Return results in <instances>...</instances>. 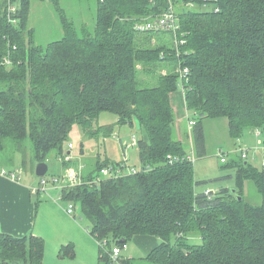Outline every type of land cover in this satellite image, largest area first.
<instances>
[{
  "label": "trees",
  "instance_id": "16d2710c",
  "mask_svg": "<svg viewBox=\"0 0 264 264\" xmlns=\"http://www.w3.org/2000/svg\"><path fill=\"white\" fill-rule=\"evenodd\" d=\"M13 1L19 8L8 15L0 0V150L7 139L29 140L38 163L47 162L69 148L73 126L93 136L104 111L121 123L137 121L145 134L135 139L141 168L150 171L89 183L123 161L99 160L83 171L88 183L61 191L81 205L97 241L106 240L101 258L111 261L114 247L150 234L160 239L146 257L153 264H264V165L239 155L229 164L234 187L197 191L189 151L174 137L173 105L181 89L199 157L206 154L207 118L227 119L233 138L249 129L264 133V0H172L186 32L178 48L172 38L171 45L157 43L155 32L136 29L169 0H96L95 27L82 32L58 8L61 0H50L61 9L64 36L47 45L24 34L31 0ZM180 64L189 68L187 82ZM248 180L262 196L259 205L245 199ZM193 235L201 243L191 242ZM59 254L75 257L74 243ZM44 256L43 237L0 234V263L43 264Z\"/></svg>",
  "mask_w": 264,
  "mask_h": 264
},
{
  "label": "rangeland",
  "instance_id": "374dc122",
  "mask_svg": "<svg viewBox=\"0 0 264 264\" xmlns=\"http://www.w3.org/2000/svg\"><path fill=\"white\" fill-rule=\"evenodd\" d=\"M19 8V4H17ZM70 22L75 24L79 32L84 28L93 30L96 24L97 1L96 0H61L60 6ZM198 8V7H195ZM50 0H31L29 17L24 27L25 36L32 37L37 44L47 45L52 41L61 39L64 36V27L60 16V10ZM178 7L176 10L178 11ZM166 37V38H165ZM165 39V40H164ZM171 37L163 33H155L153 41L171 45ZM148 83V81H146ZM149 84V83H148ZM142 85H145L143 82ZM179 89L175 98L182 95ZM180 98V97H179ZM174 137L183 142L187 150L196 158L194 161V174L198 182L197 189L218 190L222 187H234L236 169L229 166L233 159L241 155V148L248 150L249 162L254 165L262 166L264 162V153L260 148L259 139L264 137L246 130L240 137L233 138L230 135L227 119L207 118L204 120L206 134V154L199 157L196 153L193 140L194 125H189L190 119H195L192 111L184 109L183 114L175 113ZM96 133L92 136L89 131L75 125L70 132L69 140L74 144V148H66V153L71 151L72 159L63 160L62 156L57 157L51 154L47 159L49 170L46 175L38 176L36 167L38 161L34 155V149L31 141H15L7 139L4 141V147L0 150V160L9 168H17V165H24L25 174L30 175L35 181L36 186L40 185L42 179L47 181V189H51V195L40 197L44 200H51L57 204H64L66 209L71 203L61 198V186L54 185L53 177L62 179L66 174V169L71 166L86 164L88 169L95 167L97 161L114 162L127 159L131 166L141 168L139 159V149L134 142V137L140 139L144 137V132L137 121L133 124L121 123L118 116L112 112H101L99 117L93 122L91 129ZM83 149V153H82ZM220 152H225L226 161L222 162ZM197 155V156H196ZM228 188V189H229ZM245 199L250 203L259 205L262 196L259 193L256 184L248 180L244 190ZM38 196V195H36ZM75 220L80 224L83 230L75 232V241H71L75 246V257H64L60 255L57 244L49 239L46 243L45 260L43 264H126L125 261L131 260L132 264H153L146 259V244L141 246L135 236L127 241V247H121V252L117 259L107 261V258H101V249H107L108 244H100L92 235L93 223L81 211V205L76 204ZM72 227V226H71ZM73 228V227H72ZM72 231V230H70ZM191 242L201 243V238L197 235L190 237ZM55 246H54V245ZM114 247L115 243L110 242Z\"/></svg>",
  "mask_w": 264,
  "mask_h": 264
},
{
  "label": "crops",
  "instance_id": "0c3cea01",
  "mask_svg": "<svg viewBox=\"0 0 264 264\" xmlns=\"http://www.w3.org/2000/svg\"><path fill=\"white\" fill-rule=\"evenodd\" d=\"M173 105L179 114H183L184 109L188 110L184 93L177 98L173 96ZM251 132L257 133L256 130H251ZM3 162L0 160V234L23 237L34 233L45 239V253H47L48 238L52 239V242L57 244L56 247L60 249L63 244L76 240L74 232L76 229L85 231L74 216L67 213L64 204H57L54 202L56 200L40 198H50L48 196L51 195V189H47V192L42 194L32 192V188L36 186V181L30 175L25 174L24 165L18 164L17 168L14 169L15 167H6ZM5 171L17 172L21 176L20 178H13L4 173ZM197 191L199 190L197 189ZM135 239L141 243V246L146 244V257L160 243L157 236L150 234H138L135 235Z\"/></svg>",
  "mask_w": 264,
  "mask_h": 264
},
{
  "label": "built area",
  "instance_id": "2783aa9c",
  "mask_svg": "<svg viewBox=\"0 0 264 264\" xmlns=\"http://www.w3.org/2000/svg\"><path fill=\"white\" fill-rule=\"evenodd\" d=\"M6 1H7L6 7H7L8 15L15 14L18 10V6L16 5V3H14L13 0H6ZM188 6L193 7L195 5L193 3H190ZM13 21L16 20L13 19ZM136 29L140 32L166 33L172 38V41L174 42L177 48L186 42V38H185L186 32L182 30L179 13L177 12L176 7L172 0H169V6L161 14L140 18L136 24ZM5 60L7 63H10V60L8 58L7 59L5 58ZM178 70L180 73L184 75L183 79L187 82L186 76L189 71L188 66L186 65L183 66L182 64H180ZM194 124H195V120L190 119L189 125L192 126ZM260 134L261 132L257 131V135L260 136ZM133 139L134 142H136L135 137ZM258 142L260 144L261 150L264 153V137L259 139ZM69 148L70 150H72V148H74V144L70 143ZM219 154L221 155L222 162H225L226 161L225 152H220ZM241 157L244 159L248 158L247 149L241 148ZM62 158L65 161H70L72 159L71 151L70 152L68 151V153L65 152ZM169 158H170V162L176 160V158L173 157L172 155H170ZM187 158L191 160L192 163H194V161L196 160V158L192 156L191 152H189ZM85 167L86 164L68 167L66 169V174L62 179L58 177H53L54 185H60L63 190L65 188H73L83 183H88L85 182L83 179V171ZM141 171H150V167L145 166L144 168H137L135 166L129 165L127 159H124L119 165L110 164L101 168L100 171L95 174L94 179L92 181H89V183L99 184L102 180H105L107 178L119 177L128 174H137ZM4 173H7L9 176L13 178H20L21 176L19 173L13 171L11 172L5 171ZM46 185H47V181L45 179H42L39 186H34L32 188V192L35 194L46 193L47 192ZM66 210L68 214L72 215L75 212V204L71 202ZM105 241L106 240H104L101 243L104 244ZM126 247L127 245H124V248ZM120 252H121V248L119 246L114 247L113 252L111 254V259L112 260L117 259Z\"/></svg>",
  "mask_w": 264,
  "mask_h": 264
},
{
  "label": "water",
  "instance_id": "95a60500",
  "mask_svg": "<svg viewBox=\"0 0 264 264\" xmlns=\"http://www.w3.org/2000/svg\"><path fill=\"white\" fill-rule=\"evenodd\" d=\"M48 170H49V165L47 162H39L36 167V174L38 176H44L47 174Z\"/></svg>",
  "mask_w": 264,
  "mask_h": 264
}]
</instances>
